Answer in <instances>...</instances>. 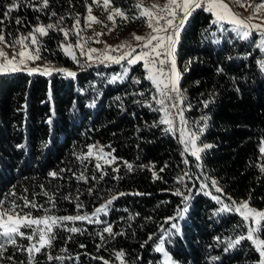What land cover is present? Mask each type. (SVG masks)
<instances>
[{"label": "trees", "instance_id": "1", "mask_svg": "<svg viewBox=\"0 0 264 264\" xmlns=\"http://www.w3.org/2000/svg\"><path fill=\"white\" fill-rule=\"evenodd\" d=\"M12 3L0 0L7 44L36 24H54L37 36L40 59L71 66L75 76L0 75V211L33 218L87 214L92 222L54 225V239L39 253L27 251L31 241L25 237L15 236V244L0 237V264H121L119 251L124 264H164L163 253L155 250L160 245L170 264H258L252 240L229 248V240L247 236L248 221L225 205L245 200L264 210V50L256 33L241 38L228 24L213 23L203 8L193 10L179 32L174 58L182 114L202 145L199 159L189 157L192 190L185 202L174 194L185 166L180 146L161 123L156 87L140 63L78 66L60 48V29L70 32L92 0H48L40 11L42 0H15L5 17ZM110 6L127 17L126 28L142 29L135 0H111ZM94 144L104 158L88 155ZM212 181L219 193L212 194ZM102 205L106 210L92 216ZM169 217L175 219L166 223ZM109 225L116 235L103 232ZM253 229V240H264V217ZM21 231L33 235V227Z\"/></svg>", "mask_w": 264, "mask_h": 264}, {"label": "snow or ice", "instance_id": "2", "mask_svg": "<svg viewBox=\"0 0 264 264\" xmlns=\"http://www.w3.org/2000/svg\"><path fill=\"white\" fill-rule=\"evenodd\" d=\"M93 3H96L97 0H92ZM111 4V0H103V6L107 10ZM16 3L15 0H13V3L7 8V11L4 13V16L7 17L11 14V12L16 8ZM243 7L244 5L241 4ZM48 7V0H42V3L40 4V7L37 9L38 11L43 10L44 8ZM139 7V5H138ZM153 8H157L160 6L153 5ZM205 11H211L213 15L216 16V20L213 21V23L218 22L219 20H223L226 17H230L231 19L229 20L230 23L234 24L237 26V31L239 34V29H250V30H259L261 32V35H264V22L261 24H250V19L245 20L243 18H240L236 16L235 13L232 12L231 8H229L227 3H224L223 0H208L207 6H204V4L201 2V0H168V2L163 6L160 7V12L161 13H166V15H159V14H154L152 11L149 9H143L141 11V15L145 16L148 18V27L152 29V32L157 33V32H168V29L171 28L172 32L171 34H167L165 36H159V35H152L151 33L149 34L148 37H141V36H136L134 35V39L138 42H143L139 46L142 47L143 49H148L147 51H140L137 52L135 48H131L128 45L121 44L118 45L116 48L111 49V51H117L119 49L128 47L130 48L129 51H124L122 55L119 57H113L108 55V49L105 50L103 56L104 59L112 61L114 63H120V61L127 59V64L129 66L135 65L141 61H143V66L146 70H148L149 75L146 77L147 79L151 80L154 85L157 86V90L159 91V84L162 81H159L157 76L153 74V67L159 63L161 65L166 63L165 59H162L161 57H166L167 62L171 64V74L169 77V82H170V87L171 91L175 92L177 94V97H180V91L178 88V80H179V75L176 72V65H175V59H174V52H175V46L176 43L178 42L179 38V32L183 28L185 22L188 20L189 16L192 14V11L197 9V8H202ZM261 8H264V4H257L254 6V9L256 11H259ZM180 13V18L177 24L174 25L173 21L177 19V13ZM121 16L124 19H127V17L124 16V13L120 11V9H112L109 12L108 15V20L113 21L114 20V15ZM53 16L56 15V13L52 14ZM171 17V18H167ZM61 19H63L61 17ZM88 24L87 26H91L92 23H99V21L96 20L95 17L91 15V8H89V16L87 18ZM155 20V25L152 23V21ZM164 20L165 21V26H158L160 25V21ZM4 21L0 20V24H3ZM17 23H20L19 20H17ZM79 21H77V24ZM56 27L54 24H49L47 26L44 25H39L33 29L32 32L29 33L28 37H22L18 40L15 41L16 44H19L21 46V50L18 53H13V56L11 58H8L7 55L0 50V72H6V71H18L20 70V65H24L26 60H35L39 59V52L32 50H29V46L25 44V40L30 39V44L31 45H37L38 40L37 36L35 35L38 33L40 36L47 35V32L49 29H53ZM73 27H76L74 25ZM60 31H64L63 29H60ZM65 39L68 37V33L64 32ZM97 36H100L101 33H96ZM249 35V31H244L243 36L247 37ZM153 41H155V44H153ZM99 42V41H96ZM0 43H4L5 46H10L7 44V41L5 39V35L3 33V30L0 29ZM165 45H167L165 47ZM62 48H64L65 54L66 55H71L72 58L75 60V55L71 52L72 45H61ZM76 47L81 49V55H87L88 58L91 60L93 59L91 53L96 52V49L89 48L88 51L85 53L83 51V45L77 42ZM258 47L264 49V39L260 41V44ZM163 50V51H161ZM33 51H35V54H33ZM17 57L19 58L17 60ZM103 62V61H101ZM151 65V67H150ZM261 67H264V64L261 65ZM29 74H32L33 72L40 71L41 74L44 75H49L50 70L45 68L44 70L40 69H28ZM57 71L64 72L65 75L67 76H75V73L66 71L64 69H59ZM128 69H125V74L127 73ZM160 74L163 75V70H159ZM117 77H113V80H115ZM139 83V81H136ZM165 88L169 87V83L164 84ZM166 95V93H165ZM158 103L163 104V101H157ZM161 123L165 124H170L171 122L167 119V116H164L161 118ZM196 139L195 134L192 135L191 137V142H194ZM181 143L185 144L184 151H188V147L186 142L183 139V134L181 138ZM205 148L210 147V145H205ZM202 149L196 148L195 146L193 147L192 150V155L196 156L197 159H199L198 153ZM261 153L264 154V147H261L260 149ZM88 155H92V148L91 146L89 147V152ZM115 158L112 159L111 162H114ZM109 161H106V163ZM187 163V161H185ZM101 165L97 164L96 168L100 169ZM127 167L129 170H131L132 165L128 164ZM113 171H118V169H113ZM163 171V169H161ZM261 171H264V167H261ZM50 176L55 177L57 173L51 172L49 173ZM155 176V173H153ZM187 175V173L185 174ZM83 178V177H81ZM180 180H183V177L180 178ZM212 186H216V182L212 181ZM206 185L201 184L200 188L201 190L204 189ZM191 191V189H189ZM216 191L219 192L221 191L218 187L216 188ZM139 194V193H137ZM175 195H182V193L177 190ZM207 194V193H205ZM120 195H124V193H121ZM214 200H216L218 203H221L219 197L213 196L212 197ZM116 199L115 196L112 197V200ZM112 200H109L107 203L111 204ZM189 200V196H183V201L187 202ZM28 204L25 205L27 207ZM32 207H36L35 204L31 205ZM78 207H81V205H78ZM106 210V205H102L101 207H98L95 209V212L92 213V216H97L99 213L104 212ZM187 210V207L185 206L184 211ZM228 206H225L221 209V211H227ZM11 211V210H9ZM237 212H240V214L244 217L245 220L249 218V216L252 217H264V213H258L253 211L248 207L247 202H243L237 209ZM178 217L183 216L182 211L177 212ZM175 217H169L166 223L168 221L174 220ZM62 221H89L92 222V217L89 215H77V216H64V217H54V216H45L41 218H33L29 215H9L8 211H0V237H3L6 239L7 243H12L15 244V236H20V237H25L29 241H32L34 239V236L38 237L36 243L39 244V247L36 246V244H32L31 247L27 249V251L32 254V253H39L41 249L44 247L50 245L51 239H54V236H51L50 234L53 232V226L57 225L58 223ZM96 223H101V221L96 220ZM33 225L38 226L37 228L33 229V235H27L21 231V228H32ZM173 228H178L176 224L172 225ZM68 231L72 233H76L80 231V229L76 227H71L68 229ZM256 231V229L249 228L248 229V234L247 236L241 235L239 239L235 240H229L228 246L229 248L233 247L235 244H239L240 241L244 239L252 240L253 243L256 245V250L259 253V261L258 264H264V240H260L259 238L253 240V233ZM104 233H109L112 234L113 236L116 235L112 231L111 225L106 226L103 228ZM47 237V239H46ZM103 236H101V240H103ZM152 237H149V240H151ZM81 247H84V245H81ZM99 247V246H98ZM4 248V244H0V249ZM157 252H162L164 253V264H170V257L167 252H165V249L162 245L156 247L155 249ZM117 259L121 260V264H124L123 262V256L124 253L122 251L116 252L115 253ZM51 258V257H50ZM11 259V257H9ZM104 264H108L107 261L104 262Z\"/></svg>", "mask_w": 264, "mask_h": 264}, {"label": "rangeland", "instance_id": "3", "mask_svg": "<svg viewBox=\"0 0 264 264\" xmlns=\"http://www.w3.org/2000/svg\"><path fill=\"white\" fill-rule=\"evenodd\" d=\"M135 1H136L137 6L139 5L138 9H139L140 14H141V11L143 9H149L154 14L166 15V13L160 12V7H163L168 2V0H135ZM201 2L204 4V6H207L208 0H201ZM223 2L228 4L229 8H231L232 12L235 13L236 16L243 18L245 20H248L249 18H251L250 24H261L262 22H264V8H261L259 11H256L254 9L255 5L264 4V0H223ZM241 4H243L244 6L242 7ZM153 5H157L160 7L153 8L152 7ZM89 8H91V15L93 17H95L97 21H99V23H92L90 27L87 26V24H88L87 18L89 16ZM112 9H116V8L109 6V8L106 10L103 6V0H97L96 3L92 2V4L88 6L85 15L81 17V20L80 21L76 20V22L73 23L70 32H67L65 30L61 31L62 41L60 43V48L65 53L64 48H62L61 45H65V46L68 44L72 45L71 52L75 55V60L72 58L71 55H66V54L65 55L72 61V63L74 65H78V66H84V65H86V66H88V65L89 66L90 65L108 66L109 65L110 66V65H122V64L126 65L127 59L120 61V63H114L112 61L104 59V56H103L106 49L109 50L108 55L113 56V57H119L120 55H122V53L124 51L130 50V48L125 47V48L119 49L117 51H111V49H114L118 45H121V44H125V45L130 46L131 48H135L137 52L148 50V49H143L142 47L139 46L143 42H138L134 39V35L141 36V37H148L150 33L152 35H156V33L152 32V29H150L148 27V18L145 16H142L143 20H144V24H143L142 29L136 28L135 26H131L129 28H126V25L124 24V21H123L121 16L115 15L113 13L115 23H113V21H111V20H108L109 12ZM209 12L211 13V15L213 17V20L215 21L217 19L216 16L213 15V13L211 11H209ZM167 18H171V17H167ZM230 19H231L230 17H226L225 19L219 20L216 23L218 25L228 24L229 25L228 27L231 30H233L234 32H236V34H238L237 26L230 23L229 22ZM77 21H79L78 24H77ZM152 23L155 25V23H156L155 20H153ZM39 25H42V24H36L34 26V28L39 26ZM47 25H49V24H44V26H47ZM74 25H76V27H73ZM158 26H165V21L161 20L160 25H158ZM244 31H249V33H252V32L256 33V35H257L256 44L257 45H259L260 41L262 39H264V35H261V32L259 30H250V29H243V28L239 29V34H238L241 38L244 37L243 36ZM64 32L68 33L67 39H65ZM96 33H101V35L97 36ZM28 35L29 34H26L24 36H21L20 38L28 37ZM35 35L38 36L39 34L36 33ZM248 37H249V35L245 38H248ZM96 41H99V42H96ZM77 42H79L80 44L83 45V51L85 53L88 51L89 48L97 50L96 52L91 53L93 59L90 60L87 55H81V49L76 47ZM25 44L29 46L30 51L35 50V51L39 52L38 45H31L30 39L25 40ZM8 45H10V46H5L4 43H0V50H2L7 55L8 58H11L13 56L14 52L18 53L21 50V46L19 44H16L15 41H13L12 43H10ZM35 51H33V54H35ZM18 59L19 58L17 57V60ZM101 61H103V62H101ZM139 63L141 65V67L145 70V77H147L149 75V72H148V70H146L144 68L143 61H141ZM175 65H176V63H175ZM150 67H151V65H150ZM32 68L40 69V70H44L45 68H47L48 70H50V73L56 72L59 69H64V70L70 71V72H72L74 70L73 68H71V66H57V65L55 66V65H52L47 60H43V59L39 58V59H35V60H26L24 65H20V70H18V71H23V72H26L29 74L28 69H32ZM11 72H15V71L0 72V75L5 74V73H11ZM176 72L179 75V71H178L177 67H176ZM34 74H41V72L40 71L33 72L31 75H34ZM153 74L157 76L159 81L161 80L160 76L158 74H156L154 70H153ZM42 75H44V74H42ZM151 83H152V81H151ZM178 86L180 87L179 80H178ZM181 92H182V90L180 91V97H179L180 109H179L178 125H180V126H177V129H175L173 124H169V125L167 124V126H168L169 130L171 131V133L173 134V137H175V139L177 140V143L180 146V150H181L180 155L182 157L183 165H185V166H183V169L180 170L178 173V181L180 184V191H181L182 195L188 196L191 192V191H189V189L192 190V188L188 185V183H192L191 182L192 179L190 178V176H188V171H187L188 170L189 157L196 159L197 157L192 155L193 147L195 146L196 148L201 149L202 145L200 143H198L196 134H195V136H196L195 141L191 142V137L194 133H192L185 125V121H184L183 114H182L183 94H181ZM161 97L165 101L164 105L159 103L160 106L164 109V110L162 109L163 117L167 116V119L168 120L170 119L169 121H172L171 119H173V117H172L173 112L171 110H169V107H167L166 98L163 96H161ZM158 101H159V99H158ZM182 134H183V139L186 142L187 147H188L187 152L184 151L185 144L181 143ZM91 148H92V155L91 156L97 157L99 159L104 158L102 156V154L100 153V151L96 150L97 147L95 144ZM185 161H187V163H185ZM186 173H187V175H185ZM181 177H183L182 181L180 180ZM202 183L205 184L204 182H202ZM209 186L212 189V194L220 192V191L219 192L216 191L217 186L213 187L212 182L209 184ZM216 197H219V196H216ZM225 200L226 199H224V201ZM243 202H246V201L245 200H239L238 202H234V203H230L227 201V203L225 205H229L230 207L232 206V208H234V210L236 211V209ZM248 207L250 209H252L253 211L258 212V213H263V211H264L263 209H260V210L255 209L253 206H250L249 204H248ZM178 211H182V210H178ZM238 213L240 214V212H238ZM8 214L16 216V214H14L12 212H8ZM45 216H48V215L45 213V214L39 216L38 218L45 217ZM261 218L262 217L249 216V218L247 219L248 229L254 228L255 226H257V224ZM32 227H33V229H35L38 226L33 225ZM37 239H38V237L34 236V239L31 241V246H32V244H36V246H39V244L36 243ZM162 256L164 259V253L162 254Z\"/></svg>", "mask_w": 264, "mask_h": 264}, {"label": "built area", "instance_id": "4", "mask_svg": "<svg viewBox=\"0 0 264 264\" xmlns=\"http://www.w3.org/2000/svg\"><path fill=\"white\" fill-rule=\"evenodd\" d=\"M180 15L181 14L178 12L177 13V19L174 20V22H173L174 25L178 23ZM171 32H172V29H171ZM171 32H168V33L157 32L156 35L165 36L167 34H171ZM153 44H155V41H153ZM166 46L167 45H165V47ZM161 51H163V50H161ZM161 58L165 59L166 63L163 64V65L157 63L153 67V70L161 78L160 81H162V82L159 84L160 94H161V96H164L166 98V105L169 107V110H172V112H173V119L170 122L173 124V126H175V129H177V126H178V115H177L178 98H177V95L175 94V92L171 91V87H170L169 77H170V74H171V64L167 62V58L166 57L162 56ZM160 69L163 70V75L160 74V72H159ZM165 83H169V87L168 88L164 87ZM165 93H166V95H165Z\"/></svg>", "mask_w": 264, "mask_h": 264}, {"label": "bare ground", "instance_id": "5", "mask_svg": "<svg viewBox=\"0 0 264 264\" xmlns=\"http://www.w3.org/2000/svg\"><path fill=\"white\" fill-rule=\"evenodd\" d=\"M168 32H171V29L169 28L168 29ZM167 32V33H168ZM155 87H156V85H155ZM179 87V86H178ZM180 88V87H179ZM155 90H157V87H156V89ZM160 91V90H159ZM158 90H157V95H158V99H159V101H163V104L162 105H164L165 103V101L162 99V97H161V95H160V92H159ZM179 91H180V89H179ZM176 94V93H175ZM164 97V96H163ZM178 98V97H177ZM161 104V103H160ZM168 107V106H167ZM168 109V108H167ZM179 109H180V107H179V98H178V107H177V115H178V118H179ZM172 111V110H171ZM172 117H173V113H172ZM170 120V119H169ZM172 120V119H171ZM170 124H172V123H170ZM178 126H180V125H178ZM172 127V126H171ZM175 127V126H174Z\"/></svg>", "mask_w": 264, "mask_h": 264}]
</instances>
